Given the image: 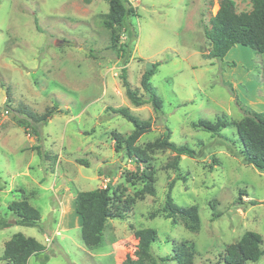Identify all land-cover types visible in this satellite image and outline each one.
<instances>
[{"label":"rangeland","instance_id":"1","mask_svg":"<svg viewBox=\"0 0 264 264\" xmlns=\"http://www.w3.org/2000/svg\"><path fill=\"white\" fill-rule=\"evenodd\" d=\"M219 2L136 0L113 40L103 22L110 0H0V220L10 223L0 229V264H8L4 246L16 233L45 245L28 264H124L128 257L178 264L161 258L182 241L195 248L194 264H226L227 246L249 230L263 236L264 248V173L231 152L227 136L241 147L235 127L225 128L224 137L193 126L199 119L264 113V54L236 45L222 59L208 56L203 24L210 25ZM235 3L238 12L253 7L252 0ZM56 39L66 43L56 45ZM154 63L151 84L164 101L159 111L151 102L134 105L123 78L126 67L130 85L147 97L141 80ZM124 106L152 121L138 145L170 129L172 141L195 149L194 157L182 156L186 179L176 180L172 196L180 206L198 207V232L158 212L177 175L164 168L174 152L152 153L157 193L138 194L135 162L116 150L113 137L134 130L111 110ZM52 107V118L40 123L18 110L41 114ZM109 185L111 193L134 202L125 219L107 221L103 241L90 248L82 239L76 194ZM25 197L41 212L38 226L18 224L8 208ZM141 228L158 232L148 249L135 236ZM248 264H264V256Z\"/></svg>","mask_w":264,"mask_h":264},{"label":"trees","instance_id":"2","mask_svg":"<svg viewBox=\"0 0 264 264\" xmlns=\"http://www.w3.org/2000/svg\"><path fill=\"white\" fill-rule=\"evenodd\" d=\"M136 0H110L109 11L103 15L105 26L112 30V39L118 40L116 36L117 28L126 27L130 15L135 12ZM253 7L249 11L238 12L235 0H220L219 9L210 19V25H204V32L210 41L211 58L222 59L231 47L242 45L264 54V0H252ZM127 43L119 46V49L126 48ZM159 63L152 64L141 80V86L147 97L139 94V89L133 88L127 80V68H123L124 85L127 88V95L132 103L140 106L151 102L154 109L159 111L163 108L164 101L153 89L151 77L155 74ZM21 113L30 117L35 123L50 120L55 107L47 108L43 113H37L31 109H18ZM113 112L122 115L134 125V130L129 135L120 132L113 133L115 148L135 162L137 171L134 175L136 181L140 182L142 188L138 193L141 197L145 194L156 195L155 172L152 163V153L158 150H170L174 152V157L164 165L166 169H174L176 178L168 186L165 202L158 212L175 222L181 220L190 231L198 232L201 228V218L196 205L180 206L172 196L176 180L186 179L181 171L182 156L194 157L196 154L189 144H177L171 140L170 129L155 140L148 142L144 147L137 144L140 137L152 129V121L143 119L135 115L127 106L114 108ZM23 121V120H21ZM195 128L203 129L213 135L227 136L222 133L227 127H235L238 133L240 149H235L237 142H232L230 150L235 155L242 157L246 163L254 166L264 173V113L248 111L241 119H232L228 116H218L215 120L199 119L193 122ZM41 153V152H39ZM80 162H86L81 159ZM134 180V183L136 182ZM76 212L81 216L82 239L86 246L92 248L98 246L103 241L104 231L107 221L110 219H125L127 211L134 200L124 198L117 192L111 193V185L90 190L79 191L75 198ZM213 210H216V203H211ZM16 216L17 223L24 226H38L41 221L40 210L33 206L28 197L22 200H13L8 204ZM157 212L151 214L155 217ZM218 214L214 213V217ZM10 226L5 220H0V229ZM135 236L139 240L141 247L148 249L159 240V235L154 228H141L135 230ZM263 236L255 231H246L241 239L227 246L224 261L226 264H248L257 262L264 256ZM45 250V245L35 237L26 236L23 233L14 234L4 246L2 259L8 264H28L32 255H38ZM196 251L187 242H179L171 254L163 256L162 262L175 260L178 264H194ZM124 264H149L143 260H134L128 257Z\"/></svg>","mask_w":264,"mask_h":264},{"label":"water","instance_id":"3","mask_svg":"<svg viewBox=\"0 0 264 264\" xmlns=\"http://www.w3.org/2000/svg\"><path fill=\"white\" fill-rule=\"evenodd\" d=\"M66 43V41H64V40H62V39H56V45H63V44H65ZM16 222V221H15Z\"/></svg>","mask_w":264,"mask_h":264},{"label":"built area","instance_id":"4","mask_svg":"<svg viewBox=\"0 0 264 264\" xmlns=\"http://www.w3.org/2000/svg\"><path fill=\"white\" fill-rule=\"evenodd\" d=\"M47 240H49V239H47Z\"/></svg>","mask_w":264,"mask_h":264}]
</instances>
